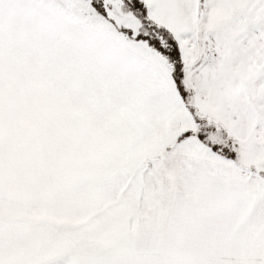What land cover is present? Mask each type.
I'll return each instance as SVG.
<instances>
[{
  "label": "snow or ice",
  "instance_id": "snow-or-ice-1",
  "mask_svg": "<svg viewBox=\"0 0 264 264\" xmlns=\"http://www.w3.org/2000/svg\"><path fill=\"white\" fill-rule=\"evenodd\" d=\"M0 264H264V0H0Z\"/></svg>",
  "mask_w": 264,
  "mask_h": 264
}]
</instances>
